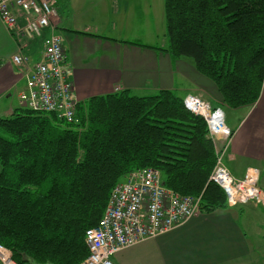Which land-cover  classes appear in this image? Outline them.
<instances>
[{"label":"trees","instance_id":"16d2710c","mask_svg":"<svg viewBox=\"0 0 264 264\" xmlns=\"http://www.w3.org/2000/svg\"><path fill=\"white\" fill-rule=\"evenodd\" d=\"M167 47L190 58L230 108L252 107L264 82V0H164ZM77 121L19 107L0 116V244L19 264H80L114 186L153 167L167 188L226 207L210 179L205 119L172 89H129L77 103Z\"/></svg>","mask_w":264,"mask_h":264},{"label":"crops","instance_id":"0c3cea01","mask_svg":"<svg viewBox=\"0 0 264 264\" xmlns=\"http://www.w3.org/2000/svg\"><path fill=\"white\" fill-rule=\"evenodd\" d=\"M152 0H57L58 14L41 37L20 40L0 18V116L22 107L19 94L27 74L41 59L45 39L63 37L67 71L77 103L129 89L148 95L172 89L185 97L196 94L221 107L233 130L223 161L242 177L249 167L264 178V82L252 107L230 108L217 86L200 74L192 59H174L167 47L166 19L158 25ZM19 24L25 23L17 11ZM165 18V16H164ZM22 43V45H21ZM22 52L28 64L13 57ZM116 264H264V206L248 203L200 211L173 230L114 255ZM1 264V263H0Z\"/></svg>","mask_w":264,"mask_h":264},{"label":"built area","instance_id":"2783aa9c","mask_svg":"<svg viewBox=\"0 0 264 264\" xmlns=\"http://www.w3.org/2000/svg\"><path fill=\"white\" fill-rule=\"evenodd\" d=\"M17 11L24 14L23 25L18 22ZM57 14V0H0V18L20 40L41 37ZM13 60L18 65L28 64L22 52ZM19 101L22 107L55 114L69 123L77 121V100L67 71L63 37L59 33L53 31L45 39L42 57L29 69ZM184 104L207 123L217 153L210 179L224 189L227 204L264 206L259 168L249 167L242 177H236L223 161L234 134L226 123L224 110L196 94H187ZM201 202L202 195H184L167 188L161 172L153 167L129 172L112 189L99 223L86 230L88 255L80 264H116L115 254L189 221L201 211ZM0 263L19 264L12 250L3 244H0Z\"/></svg>","mask_w":264,"mask_h":264},{"label":"rangeland","instance_id":"374dc122","mask_svg":"<svg viewBox=\"0 0 264 264\" xmlns=\"http://www.w3.org/2000/svg\"><path fill=\"white\" fill-rule=\"evenodd\" d=\"M65 1L66 0H62V2H65ZM83 1L84 0H71V3L73 4V6H76L77 7V6H80L83 3ZM152 2H153L152 4L154 5L153 6L154 7L153 14H154V16H158L157 23H158V25H162V27H163V24L164 23H162V16H163V21L164 22H165V19H166V16H165V7H164V0H152ZM164 16H165V18H164ZM1 170H2V165L0 163V173H1ZM263 184H264V178H262V180H261V185H263ZM259 185H260V181H259Z\"/></svg>","mask_w":264,"mask_h":264},{"label":"water","instance_id":"95a60500","mask_svg":"<svg viewBox=\"0 0 264 264\" xmlns=\"http://www.w3.org/2000/svg\"><path fill=\"white\" fill-rule=\"evenodd\" d=\"M46 264H49V263H46Z\"/></svg>","mask_w":264,"mask_h":264}]
</instances>
